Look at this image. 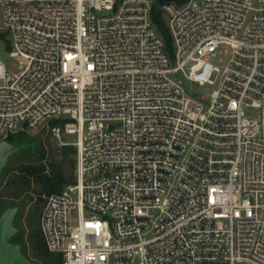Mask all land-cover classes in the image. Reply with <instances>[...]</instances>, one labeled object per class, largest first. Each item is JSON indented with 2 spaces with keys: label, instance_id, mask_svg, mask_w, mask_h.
<instances>
[{
  "label": "built area",
  "instance_id": "2783aa9c",
  "mask_svg": "<svg viewBox=\"0 0 264 264\" xmlns=\"http://www.w3.org/2000/svg\"><path fill=\"white\" fill-rule=\"evenodd\" d=\"M154 5L0 0V142L73 138L40 218L62 264H264V0L164 3L170 43Z\"/></svg>",
  "mask_w": 264,
  "mask_h": 264
},
{
  "label": "rangeland",
  "instance_id": "374dc122",
  "mask_svg": "<svg viewBox=\"0 0 264 264\" xmlns=\"http://www.w3.org/2000/svg\"><path fill=\"white\" fill-rule=\"evenodd\" d=\"M0 59L5 63L8 73L19 70V60L11 55V47L6 40H0ZM214 89L209 84L200 87V91L206 95ZM22 132V140L12 142L18 150L8 154L0 176V215L8 208H17L14 218L17 232L12 242L21 246L30 264H45L44 254L33 246L35 233L40 232V218L46 197L60 191L75 178L74 148L62 142H71L73 138L65 136L59 140L47 126ZM12 135L17 137L19 132ZM48 179L59 180L56 190L46 185ZM48 257L54 255L48 254Z\"/></svg>",
  "mask_w": 264,
  "mask_h": 264
},
{
  "label": "water",
  "instance_id": "95a60500",
  "mask_svg": "<svg viewBox=\"0 0 264 264\" xmlns=\"http://www.w3.org/2000/svg\"><path fill=\"white\" fill-rule=\"evenodd\" d=\"M18 150L11 142H0V176L6 164L9 153ZM16 207L6 209L0 215V264H30V260L23 254L21 246L12 242L17 228L14 225Z\"/></svg>",
  "mask_w": 264,
  "mask_h": 264
},
{
  "label": "trees",
  "instance_id": "16d2710c",
  "mask_svg": "<svg viewBox=\"0 0 264 264\" xmlns=\"http://www.w3.org/2000/svg\"><path fill=\"white\" fill-rule=\"evenodd\" d=\"M186 1H188V0H155V5H154L152 17H153L154 23L156 24L157 28L159 29V31L161 32V34L164 36V38L166 39V41L168 43L171 42V38H170V35H169V31L167 29V26L165 24V19H164L163 14H162V12L160 10V6L162 4L168 3V2H176L178 4H182V3L186 2ZM0 37H1V35H0ZM22 135H23L22 131L19 132V135L17 137H15L14 135H10L7 138V141H9L11 143L12 142L13 143H15V142L17 143V140H18L20 142V140H22V137H23ZM58 184H59V180L58 181H54V180H50V179L46 180V185L52 190H56L58 188ZM35 235H36V239L34 241L33 246L39 252H41V254L42 253L44 254L45 264H62V257L60 255L50 253L47 250V247H46L45 242L43 240L41 231L40 232H36ZM39 235H41V238H40ZM48 254L54 255V257L49 258Z\"/></svg>",
  "mask_w": 264,
  "mask_h": 264
}]
</instances>
